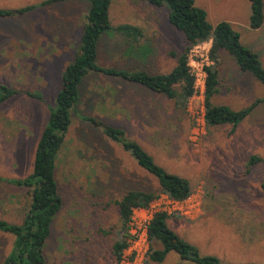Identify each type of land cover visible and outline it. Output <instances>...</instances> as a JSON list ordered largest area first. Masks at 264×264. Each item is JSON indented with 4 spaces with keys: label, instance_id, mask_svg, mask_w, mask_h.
<instances>
[{
    "label": "rangeland",
    "instance_id": "374dc122",
    "mask_svg": "<svg viewBox=\"0 0 264 264\" xmlns=\"http://www.w3.org/2000/svg\"><path fill=\"white\" fill-rule=\"evenodd\" d=\"M41 1L0 0V8ZM195 3L207 11L213 25L230 22L240 32L242 42L260 54L264 65V24L259 29L250 27L249 0ZM88 9V0H65L24 16L0 18V82L25 92L0 102L1 176L23 178L32 172L49 108L60 90L62 73L74 57ZM168 14L166 6L145 0H112V24L141 27L145 35L140 44L150 47L151 52L127 56L121 37L105 36L99 44V63L150 73L172 71L188 42L170 23ZM210 48L211 41L191 47V72L198 62L210 65ZM219 69L215 104L238 110L264 98V85L225 53L220 54ZM203 90L196 88L185 110H179L173 100L142 86L95 73L85 78L57 160L63 205L53 222L45 264H113L112 244L121 229L115 200L131 189L158 191L152 175L80 114L125 129L159 165L190 180L193 191L182 204L190 215L166 200L147 208L167 210L170 227L196 245L201 254L215 255L225 263L264 264V164L249 165L253 154L264 158V102L236 127H206ZM29 205L28 188L0 184V219L19 223ZM13 240V236L0 233V264ZM153 245L161 248L159 243ZM142 264L195 263L182 261L171 251L161 263L151 261L147 254Z\"/></svg>",
    "mask_w": 264,
    "mask_h": 264
},
{
    "label": "trees",
    "instance_id": "16d2710c",
    "mask_svg": "<svg viewBox=\"0 0 264 264\" xmlns=\"http://www.w3.org/2000/svg\"><path fill=\"white\" fill-rule=\"evenodd\" d=\"M65 0H43L36 4L14 9L0 8V18L27 15L40 7H46ZM158 7L169 8L170 23L183 32L188 42L185 51L179 56L178 63L168 73H150L139 69H125L104 66L99 63V44L105 36H119L125 41V54L144 56L151 52L150 47L141 45L144 30L130 23L113 25L110 16L112 0H88L89 9L83 24L81 38L72 61L65 67L61 77V87L54 105L50 106L48 118L37 143L33 169L23 178L0 175V184L6 182L17 187L28 188L30 205L23 220L19 223L0 219V233L14 237L10 252L1 264H45V249L51 236L53 222L62 208L63 197L59 191L56 177L57 160L64 145L65 137L73 121L75 108L81 98V86L90 74H102L118 78L125 83L142 86L152 92L162 94L175 102L177 109L185 110L188 99L195 94V78L189 66V51L192 46L211 41L210 65L205 67L207 79L204 92V122L206 127L241 124L252 115L264 98L252 104L233 109L225 104H215L213 98L219 93L220 54L231 57L244 72L250 73L264 85V65L260 54L241 40V34L228 21L215 25L207 18V11L196 5L195 0H145ZM251 3L250 27L259 29L264 24V0H249ZM25 93L0 82V102L15 95ZM27 95L40 98V94L27 92ZM79 117L94 126L100 127L104 134L119 144L146 173L152 175L158 183V191L149 189H131L120 199L115 200L121 229L113 242L111 253L113 264H118L124 250L128 247L130 234L128 224L136 208L150 205L161 194L173 200L184 201L193 191L189 179L173 173L159 165L155 158L137 140L129 137L126 130L105 124L95 116L80 114ZM264 164V158L253 154L249 165ZM264 191V175L261 184ZM169 214L157 211L148 225V238L151 246L148 257L161 263L168 253L176 251L182 261L195 264H257L225 263L215 255H203L200 249L181 237L168 224ZM161 244L156 249L153 243Z\"/></svg>",
    "mask_w": 264,
    "mask_h": 264
},
{
    "label": "built area",
    "instance_id": "2783aa9c",
    "mask_svg": "<svg viewBox=\"0 0 264 264\" xmlns=\"http://www.w3.org/2000/svg\"><path fill=\"white\" fill-rule=\"evenodd\" d=\"M192 58H194L193 50L189 55V66H191L190 60L192 61ZM206 63H208V60H206ZM194 66H195V71L191 72V74L195 78V91L196 88L197 89L204 88L203 90L204 93L206 79H207V72L205 70L206 66H204V62H198L197 64H194ZM190 71H191V67H190ZM198 82L200 84H198ZM164 200L168 202V205L169 204L172 205L174 209L180 211L182 214L190 215L188 209H185L182 206L183 201L173 200L165 194H161V196H159L152 203L154 202L161 203ZM152 203H150V205ZM147 207L136 208L134 210L132 219L128 224V228H129L128 232L130 234L129 244L128 247L124 250L123 256L118 264H142L145 257L147 256L150 248L149 247L150 240L148 238V225L150 223V220L157 211L167 212V210L165 209H158L153 212V210Z\"/></svg>",
    "mask_w": 264,
    "mask_h": 264
},
{
    "label": "crops",
    "instance_id": "0c3cea01",
    "mask_svg": "<svg viewBox=\"0 0 264 264\" xmlns=\"http://www.w3.org/2000/svg\"><path fill=\"white\" fill-rule=\"evenodd\" d=\"M29 5H31V4H29ZM26 6H28V5H26ZM246 45V44H245ZM248 46V45H247ZM251 48V47H250ZM255 51V50H254ZM261 58V57H260ZM262 61V60H261ZM263 63V62H262ZM254 112V111H253ZM250 117V116H249Z\"/></svg>",
    "mask_w": 264,
    "mask_h": 264
}]
</instances>
